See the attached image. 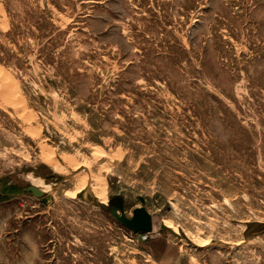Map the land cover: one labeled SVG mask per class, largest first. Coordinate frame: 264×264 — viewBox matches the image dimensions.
Returning <instances> with one entry per match:
<instances>
[{
    "label": "rangeland",
    "instance_id": "rangeland-1",
    "mask_svg": "<svg viewBox=\"0 0 264 264\" xmlns=\"http://www.w3.org/2000/svg\"><path fill=\"white\" fill-rule=\"evenodd\" d=\"M0 264H264V0H0Z\"/></svg>",
    "mask_w": 264,
    "mask_h": 264
},
{
    "label": "water",
    "instance_id": "water-1",
    "mask_svg": "<svg viewBox=\"0 0 264 264\" xmlns=\"http://www.w3.org/2000/svg\"><path fill=\"white\" fill-rule=\"evenodd\" d=\"M26 191L32 192L36 196H44L45 191L35 185L25 187ZM119 208L123 211V202L117 200ZM114 216L125 226L135 232H151L154 229L153 217L145 207H139L134 210V215L130 219L124 213L119 214L116 209H112Z\"/></svg>",
    "mask_w": 264,
    "mask_h": 264
},
{
    "label": "bare ground",
    "instance_id": "bare-ground-1",
    "mask_svg": "<svg viewBox=\"0 0 264 264\" xmlns=\"http://www.w3.org/2000/svg\"><path fill=\"white\" fill-rule=\"evenodd\" d=\"M39 188H42L44 191H46V189H44L41 185H36Z\"/></svg>",
    "mask_w": 264,
    "mask_h": 264
}]
</instances>
